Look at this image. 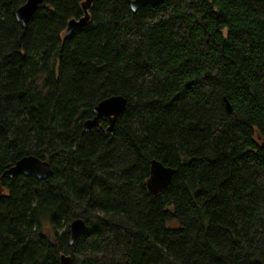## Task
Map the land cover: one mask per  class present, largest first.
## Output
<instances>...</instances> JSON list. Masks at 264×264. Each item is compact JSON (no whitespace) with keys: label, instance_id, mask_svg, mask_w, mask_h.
Returning <instances> with one entry per match:
<instances>
[{"label":"trees","instance_id":"obj_1","mask_svg":"<svg viewBox=\"0 0 264 264\" xmlns=\"http://www.w3.org/2000/svg\"><path fill=\"white\" fill-rule=\"evenodd\" d=\"M25 1L0 0V264H264V0H92L69 35L85 0ZM27 155L50 175H3Z\"/></svg>","mask_w":264,"mask_h":264},{"label":"water","instance_id":"obj_2","mask_svg":"<svg viewBox=\"0 0 264 264\" xmlns=\"http://www.w3.org/2000/svg\"><path fill=\"white\" fill-rule=\"evenodd\" d=\"M163 1L164 0H128L131 9L134 11L142 7H153L157 4H161ZM41 2L42 0H26L14 12L16 21L26 25ZM91 2L92 0H85L82 3L83 16L80 18H72L67 22L65 29L67 35L86 25L89 19L88 9ZM224 101L227 109L231 111L228 100L224 98ZM125 106L126 99L122 95H113L101 100L93 109L94 116L83 122L84 131L87 132L91 128H99L100 120L105 119L108 124L106 131L109 133L113 132L116 118L124 111ZM20 173L37 179H45L51 173L50 163L34 155L23 156L6 169L3 175L12 177ZM173 173V168L165 166L156 159H152L150 161L149 176L145 182L147 191L152 195H157L170 183ZM85 228L86 223L81 218H76L70 222L68 228L70 244L74 243L77 237L84 232ZM59 264H70V257L61 254L59 257Z\"/></svg>","mask_w":264,"mask_h":264}]
</instances>
